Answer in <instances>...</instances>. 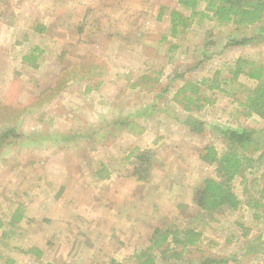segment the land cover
Returning <instances> with one entry per match:
<instances>
[{"label":"rangeland","instance_id":"rangeland-1","mask_svg":"<svg viewBox=\"0 0 264 264\" xmlns=\"http://www.w3.org/2000/svg\"><path fill=\"white\" fill-rule=\"evenodd\" d=\"M173 8L181 9L176 0H0V131L13 123L20 133L0 148V264H133L163 220L201 232L182 264L204 255L264 263L261 165L242 172L248 186L256 183L258 208L245 206L240 176L238 210L206 216L192 203L198 182L214 176L198 156L205 145L224 148L220 127L264 125L233 101L253 80L240 75L232 94L208 80L218 70L228 77L238 57L264 65V39L228 44L256 28L206 19L171 37ZM33 46L41 50L34 68L21 62ZM186 81L200 108L185 111L183 93L175 97ZM187 115L203 121L202 133L189 132ZM145 148L153 164L137 179L127 156ZM17 208L22 219L10 226ZM31 247L41 254L24 252Z\"/></svg>","mask_w":264,"mask_h":264},{"label":"trees","instance_id":"trees-1","mask_svg":"<svg viewBox=\"0 0 264 264\" xmlns=\"http://www.w3.org/2000/svg\"><path fill=\"white\" fill-rule=\"evenodd\" d=\"M181 9H169L168 12V32L171 37H177L183 33L194 20H209L218 26L235 27H255L256 31L251 36H243L238 39L230 38L231 45L243 44L254 39H264V0H176ZM165 7H160L161 15ZM40 30L42 28L40 27ZM41 50L38 46L31 47L27 53L21 56V62L31 67L37 66L38 55ZM218 70L217 72H220ZM229 76L220 80L219 73L214 74L208 82H212L208 88L217 89L226 94H232V85L240 75L253 80L254 84L247 88V93L242 99L234 97L233 101L239 107L238 112L244 117L256 115L264 119V65L238 57L228 69ZM178 75V74H177ZM229 84V89L226 85ZM189 90L192 93L186 94ZM192 83L186 81L177 89L175 97L183 93L181 101L185 111L190 110V105L198 102V97ZM207 101V97H204ZM197 108L202 105L196 104ZM13 121V120H12ZM187 125L190 133H202L203 121L197 117L187 115L182 121ZM20 137L15 124L11 123L0 131V148ZM219 137L224 143V148L218 151L213 145H205L199 153V160L214 167V176L204 177L194 187L192 203L212 216L216 211L226 209L230 211L238 210L241 206L240 197L234 191V182L240 176L243 187V194L246 198L243 201L245 206L252 210L261 206L259 198H255L252 192L255 191L256 183L248 186L246 178L242 172L254 165L262 167L264 177V125L261 129L247 128L243 126H222L219 129ZM133 152V151H132ZM258 152L256 157L250 153ZM132 166L131 175L137 179H146L154 160V150L152 148L136 149L127 156ZM252 172V171H250ZM110 175H105L108 178ZM262 177V178H263ZM262 191V188H261ZM259 217L258 213H254ZM22 219L20 208H17L11 215L8 225L14 226ZM6 223L0 217V229ZM201 232L190 225L180 227L173 223H166L164 220L153 228L152 234L148 238V244L129 258L133 264H158L162 262H172L167 264L180 263L184 252L192 251L199 245ZM247 251L250 250L247 245ZM264 256V247H260ZM25 253H32L37 256L41 254L39 247H31L24 250ZM107 264H126L125 261L109 258ZM192 264L191 260H186ZM226 256L212 257L204 255L198 260V264H227ZM42 264H55L45 262ZM264 264V263H263Z\"/></svg>","mask_w":264,"mask_h":264}]
</instances>
